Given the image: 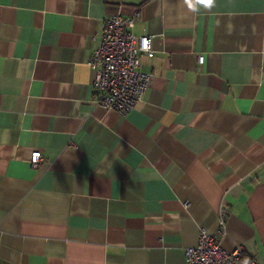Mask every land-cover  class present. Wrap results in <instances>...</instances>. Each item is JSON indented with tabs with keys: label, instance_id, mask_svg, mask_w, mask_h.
<instances>
[{
	"label": "crops",
	"instance_id": "obj_1",
	"mask_svg": "<svg viewBox=\"0 0 264 264\" xmlns=\"http://www.w3.org/2000/svg\"><path fill=\"white\" fill-rule=\"evenodd\" d=\"M135 11L121 115L87 59ZM202 228L264 264V0H0V264H187Z\"/></svg>",
	"mask_w": 264,
	"mask_h": 264
},
{
	"label": "built area",
	"instance_id": "obj_2",
	"mask_svg": "<svg viewBox=\"0 0 264 264\" xmlns=\"http://www.w3.org/2000/svg\"><path fill=\"white\" fill-rule=\"evenodd\" d=\"M140 13L130 15L112 14L103 19L97 44L87 62L94 71L92 82L93 100L105 109L116 110L121 115L129 113L143 98L150 75L142 70L143 54L154 56L152 35L134 33L133 28ZM204 57L199 56V63ZM40 150L31 154V165L35 168L43 162ZM225 217L221 219L224 225ZM221 231V232H220ZM216 234L204 228L195 245L187 247V264H258L245 252L243 245L232 251L223 248L222 229Z\"/></svg>",
	"mask_w": 264,
	"mask_h": 264
}]
</instances>
